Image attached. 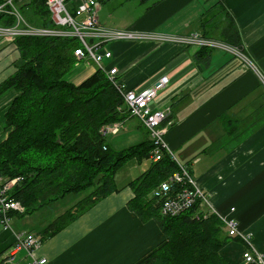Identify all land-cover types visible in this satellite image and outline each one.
I'll list each match as a JSON object with an SVG mask.
<instances>
[{
	"label": "crops",
	"instance_id": "1",
	"mask_svg": "<svg viewBox=\"0 0 264 264\" xmlns=\"http://www.w3.org/2000/svg\"><path fill=\"white\" fill-rule=\"evenodd\" d=\"M98 1V22L124 29L117 24L131 18L134 7L130 2H121L114 17L109 6L112 0ZM140 3L142 12L125 27L175 35L199 32L239 49L246 58L219 47L204 48L198 55L195 47L179 43L115 40L106 45L112 56L102 61L105 71V67L116 68L115 76L125 87L147 88L159 77L168 78L154 97L155 108H168L161 123L166 147L185 166L193 185L206 193L208 201L201 210L222 220L233 218L239 233L248 236V243L237 234L229 236L224 226L223 234L229 237L220 255L229 264H242V252L249 245L252 255H259L264 264V0ZM226 16L232 19L240 45L234 41ZM95 70L94 64L81 61L63 78L79 84ZM16 94L9 89L0 95L1 121ZM131 118L121 122L120 133L108 142L112 148L123 149L148 139L146 128L135 117L136 123H131ZM7 131L1 129L0 141ZM132 160L114 175L117 191L39 243L36 255L53 264H136L156 249L164 240L158 224L153 218L141 219L128 207L134 196L128 183L145 172L152 159ZM68 203L50 209L53 216L45 224ZM17 233L12 227L0 229V258L6 256ZM25 255L18 251L15 262H25Z\"/></svg>",
	"mask_w": 264,
	"mask_h": 264
},
{
	"label": "trees",
	"instance_id": "2",
	"mask_svg": "<svg viewBox=\"0 0 264 264\" xmlns=\"http://www.w3.org/2000/svg\"><path fill=\"white\" fill-rule=\"evenodd\" d=\"M15 3L29 25L56 27L45 0H16ZM66 4L73 16L80 17L75 12L78 0H66ZM225 18L233 28L234 41L240 45L232 19ZM14 23L13 15L0 13V25ZM191 33L202 36L199 32L176 35ZM9 42L16 55L11 61L13 69L0 81V95L9 89L17 94L3 113L2 128L8 131L0 141V176L18 178L9 196L23 210H9L2 222L0 213V229L11 228L12 214H32L67 196L76 197L73 204L36 233L16 234H32L41 243L100 199L117 191L114 175L127 160L151 158L156 148L149 134L148 139L123 149H114L108 144L100 129L106 124L121 125L134 117L129 115L122 96L124 89L133 88L122 85L116 76L113 83L101 68H96L79 84L66 81L64 75L81 62L74 55V49L81 46L76 35L18 34ZM182 45L195 47L198 55L209 47L194 43ZM157 151L159 158L152 160L145 172L128 183L134 193L128 207L141 219L153 218L164 240L136 264H229L219 253L229 236L223 234L224 223L215 213L195 218L199 209L197 202L180 214H161L159 201L152 191L180 171V166L163 147L158 146ZM16 235L6 256L0 258V264H14L15 257L13 261L9 257ZM25 259L26 264L27 254Z\"/></svg>",
	"mask_w": 264,
	"mask_h": 264
},
{
	"label": "built area",
	"instance_id": "3",
	"mask_svg": "<svg viewBox=\"0 0 264 264\" xmlns=\"http://www.w3.org/2000/svg\"><path fill=\"white\" fill-rule=\"evenodd\" d=\"M16 0H2L0 3V13H7L15 17L13 25H0V39L4 41H11L15 35L18 34H35L42 36L52 35H76L80 40L81 46L74 49V55L81 61L91 60L96 68L104 69L102 66V59L112 56V52L103 46L104 44L115 40H149L156 43L174 42L179 44L194 43L201 46L219 47L226 49L238 55H241L239 49L231 48L226 43L218 40L203 38L196 33L189 35H171L152 31H131L128 29H114L102 26L96 16V9L98 2L96 0H78L75 12L79 14V18L73 16L67 9L66 0H45L46 5L51 13V17L56 27L53 28H38L29 25L18 11L15 3ZM246 64L252 67L249 60ZM106 72L113 83L116 73L115 67L106 68ZM168 82L165 76L159 77L150 87L147 88H133L124 89L122 91L123 101L129 115L138 118L142 125L148 131L149 137L156 148L152 155V160L159 158L157 147H163L169 154L170 151L165 145L163 139L164 129L162 121L168 114V108H155L154 97L160 89H162ZM121 125L119 123L106 124L100 129L102 135L109 133H116L119 131ZM179 164V163H178ZM180 171L170 175L167 179L156 186L152 195L159 201L160 212L162 215L174 216L189 209L198 202L199 209L195 213V218L200 215L205 217L210 212L201 210L202 204H206L208 197L206 193L193 185V180L189 175L185 166L179 164ZM18 178H6L0 176V213L2 219H6V214L9 210L22 211L23 207L18 201L10 198L9 191L11 187L17 182ZM231 212L233 207L229 209ZM227 229L229 236H240L243 241L248 243V236L239 233L237 230V223L233 218L227 217L222 220ZM15 245L10 251V260L13 261L14 255L20 250L26 251L29 259L26 264H53L47 257L36 255L35 250L39 246L38 239L32 234L25 236L16 235ZM242 259L245 263L262 264L259 255L253 256L250 252V246L242 252Z\"/></svg>",
	"mask_w": 264,
	"mask_h": 264
},
{
	"label": "rangeland",
	"instance_id": "4",
	"mask_svg": "<svg viewBox=\"0 0 264 264\" xmlns=\"http://www.w3.org/2000/svg\"><path fill=\"white\" fill-rule=\"evenodd\" d=\"M125 1L127 3L130 2L131 7H134V11H133L132 16H131L130 19H128V20L124 19L123 21L119 22L117 24V26L119 28H124V29H128V30H131V31H138V30L130 29V26H126L125 27V25L129 22V20H135L139 16V14L142 12V3H140V0H112L111 3H109V6L111 7L112 14H113L114 17H116L117 16L116 13H117L118 6L121 4V2H125ZM99 6H100V4H99ZM111 27H113V26H111ZM139 32H141V31H139ZM10 43L11 42L4 41V40L0 39V81L8 73H10L11 70L13 69L11 61L14 60L16 54L13 52V45L11 46ZM81 61H86V62L92 63L91 60L87 61V60L83 59ZM101 64L105 65V62L102 61ZM74 69H75V66L70 71L72 72ZM2 97H5V96H2ZM131 121H132L131 123H133V122L136 123V120L133 117L131 118ZM2 126H3V121H1V119H0V132H1ZM142 130H143V133H144V128ZM140 131H141V129H140ZM118 133H120V131ZM115 135H116V133L107 134L105 136L106 141L109 142L110 139L113 136H115ZM117 143L119 144L118 140H117ZM132 162H133L132 159L127 160L119 168V170L120 169H126L127 167H129L131 165ZM71 198L72 197H70V198L68 197L65 200H59L57 202H53L52 204H50V207H43V208L33 212L32 214H30V213L29 214L26 213V214H23V215L12 214L11 217H10L9 225L12 228H15L16 232H18V233L24 234V233H28V232H32V231L36 232V231H38L40 229L41 226H43V224H45L49 219L52 218L53 215L50 212V208H52L53 211H54V210H56V208L59 205H64V204H66L68 202H71V203H68V205L64 208V209H66L68 206H70L71 204L74 203V200H76V197L72 201H71ZM64 209L60 208L59 210H61V211L56 212L55 216H57L58 214L63 212ZM14 264H25V262L24 261H19V262H14Z\"/></svg>",
	"mask_w": 264,
	"mask_h": 264
}]
</instances>
